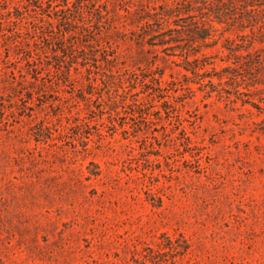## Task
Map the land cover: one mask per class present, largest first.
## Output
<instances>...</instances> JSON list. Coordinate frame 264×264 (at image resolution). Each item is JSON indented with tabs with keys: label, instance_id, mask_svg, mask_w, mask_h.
Here are the masks:
<instances>
[{
	"label": "rangeland",
	"instance_id": "374dc122",
	"mask_svg": "<svg viewBox=\"0 0 264 264\" xmlns=\"http://www.w3.org/2000/svg\"><path fill=\"white\" fill-rule=\"evenodd\" d=\"M96 1L0 0V264H264V28L215 23L198 76L149 44L171 0Z\"/></svg>",
	"mask_w": 264,
	"mask_h": 264
},
{
	"label": "trees",
	"instance_id": "16d2710c",
	"mask_svg": "<svg viewBox=\"0 0 264 264\" xmlns=\"http://www.w3.org/2000/svg\"><path fill=\"white\" fill-rule=\"evenodd\" d=\"M30 6L40 9L43 13L50 18H55L58 21H66L68 28L66 31H72L77 28L78 23H82L84 26L85 13H92L98 11L96 7V0H27ZM261 0H171L170 8H165L159 16L156 17L155 21L159 30H154L156 33L149 38L151 42L149 43L152 47L160 46L161 52H164L167 56L180 55L183 57L184 68L190 70L194 74L201 76L203 73L199 74V69L206 65L204 58H207L206 53L201 52L202 47H211L217 42L216 32L218 31L215 27V23H223L226 25V29H234L239 32L238 35L242 36L243 31L249 28L251 33L260 28H264V2ZM168 3H166L167 5ZM89 10V11H88ZM19 13V12H18ZM100 18H102V12L100 11ZM23 13L17 14V18H22ZM82 17V20L79 18ZM175 17L173 20V25L171 26L170 18ZM52 23V22H51ZM153 23H149L151 25ZM257 29V30H256ZM35 30V29H34ZM87 30L80 31L81 34L86 33ZM86 35V34H85ZM245 35V34H244ZM248 34H246L247 36ZM62 39L65 35H61ZM252 38V37H250ZM254 39V38H252ZM149 40V41H150ZM254 40L247 39V46L243 48L237 43L230 44L231 53L236 58V68H240V71H244L245 62L241 50L248 53V45H250ZM73 45V44H72ZM242 47V48H241ZM176 51H179L178 53ZM201 55V57H200ZM246 55V54H245ZM193 56V58H190ZM241 58V59H240ZM27 59V58H26ZM33 59L27 60L32 62ZM205 63H204V62ZM196 63L193 67L191 64ZM256 65L252 66L253 69H258L261 65L260 62H255ZM230 66H225L222 70L228 72ZM242 67V68H241ZM215 69V68H214ZM35 73L32 75L34 79H39L42 75V70L39 66H35ZM237 72V71H236ZM228 72V78L235 82V87L242 80L243 72ZM29 73V72H28ZM162 73L159 74L158 78H155L158 82L161 81ZM68 76L70 74L68 73ZM222 75H218L221 79ZM251 78V82L257 83L258 74L255 72ZM211 81V80H210ZM249 84V85H252ZM238 92V90H236ZM242 93V92H239ZM248 100H243L247 103ZM250 101V100H249ZM252 105H256L254 102H250ZM165 244L159 247L157 250L154 249L152 256L155 252L164 250L165 252L175 251L179 253L185 252L189 245L186 240H182L181 244H176L172 238L165 236ZM150 256V255H149ZM146 258V256H142ZM141 260H136V263L141 264ZM176 260L170 264H174ZM157 264V262H155ZM169 264V263H167Z\"/></svg>",
	"mask_w": 264,
	"mask_h": 264
}]
</instances>
